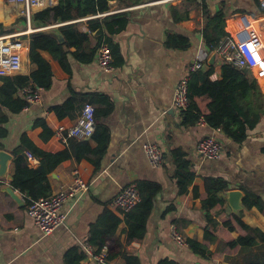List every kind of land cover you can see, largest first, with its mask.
Listing matches in <instances>:
<instances>
[{
	"label": "crops",
	"instance_id": "crops-1",
	"mask_svg": "<svg viewBox=\"0 0 264 264\" xmlns=\"http://www.w3.org/2000/svg\"><path fill=\"white\" fill-rule=\"evenodd\" d=\"M44 4L28 22L22 6L0 0V25L18 32L24 41L21 70L5 77L30 75L37 70L38 66L30 60V38H24L32 34L30 31L59 34L63 39L59 42L64 44L66 39L61 27L74 25L78 32L87 35L83 51L87 55L94 52V60L82 63L70 56L72 72L68 74L58 61L44 53L48 60L52 59L51 85L42 88V102L30 106L29 110L23 108L19 114L4 111L9 120L5 125L9 135L2 142L1 151L12 154L24 133L47 152L64 150L69 142H63L57 132L61 129L66 133L73 127L86 104L94 106L95 130L108 134L109 142L103 156L91 153L80 162L76 158L65 161L49 175L50 195L71 184L76 170L90 188L63 207L62 212L67 216L65 223L48 236L42 234L29 215L24 195L12 186L16 169L12 154L6 175L0 178V264H66L68 253L73 250L84 254L81 264H98L87 254V245L93 246L97 254H105L110 264H127L124 254L136 256L140 264L164 261H170L169 264H264V213L257 206L247 208L245 204L246 198L264 203V9L260 0H142L137 5L110 0L104 13L49 23L37 21L34 16L58 6L59 0H47ZM221 11L225 13V30L230 38L246 47L256 62L246 71L250 80L257 81L261 92L258 101L251 103L250 115L255 127L242 144L235 143L221 129L209 127L203 118L189 123L184 112L174 107L175 90L196 59L202 58L206 63L199 73L211 70V81L222 79L226 62L218 51L219 46L209 50L205 38L212 15ZM22 18L26 21H20ZM8 19L12 21L7 23ZM230 20L247 23L237 28ZM256 21L260 23L259 30L252 28L251 23ZM106 42L115 60V68L109 72L100 68L97 61L100 45ZM71 51L75 52L76 48ZM25 89L15 98L25 100ZM68 104L72 109L67 117L59 118L55 109ZM39 119L54 126L55 135L48 142L40 137L42 129L34 128ZM207 137H214L223 145L224 153L219 160L198 154V143ZM88 142L92 149L98 148L94 135ZM147 144L158 145L164 151L160 168L150 165L144 151ZM179 154L196 174L184 195H180L176 177ZM28 161L34 169L41 164L35 157ZM206 179H220L228 185L227 191L218 194L224 204L209 211L203 204L207 198ZM133 183L161 186L143 240L128 238L126 214L111 207L122 190ZM10 188L24 204L11 196ZM231 192H240L238 210L229 201ZM107 212L120 222L116 225L114 219L104 218L99 224L106 242L98 252L102 245L100 241L91 243V227ZM235 215L250 230L234 223L231 236L250 238L255 241L253 245L236 249L223 245L225 241L221 237L227 230L223 224ZM174 228L186 241L191 239L206 245V255L194 252L188 243L184 246L177 243L172 238ZM206 232L211 233V242L205 240ZM107 255L114 257L108 260Z\"/></svg>",
	"mask_w": 264,
	"mask_h": 264
},
{
	"label": "trees",
	"instance_id": "trees-1",
	"mask_svg": "<svg viewBox=\"0 0 264 264\" xmlns=\"http://www.w3.org/2000/svg\"><path fill=\"white\" fill-rule=\"evenodd\" d=\"M110 0H59L58 6L38 12L34 18L37 21L49 23L52 21H70L78 17H84L90 14L104 13L108 10ZM128 5H137L142 0H121ZM261 6V4H260ZM225 13L223 11L212 15L207 29L205 30V38L209 50H215L220 42L231 36L226 32ZM262 19V17H260ZM20 21H26L22 18ZM66 39L64 44L47 32H35L24 38H30V60L38 66L37 70L30 75H18L13 77H3V85L0 87V151L3 150V141L8 137L9 131L6 123L9 121L8 116L4 114L5 110L13 114H19L27 105V102L15 96L26 87L48 88L53 79L52 59L48 60L44 53H47L54 60L58 61L61 68L68 74H71L70 56H73L79 62L88 63L94 60V52L87 55L83 51V43L87 40L86 34H81L76 30L74 25H65L60 29ZM230 30L234 29L230 26ZM13 30H9L0 25V36L13 34ZM103 44L109 43H102ZM75 47L76 51L71 49ZM111 48V46H110ZM113 53V52H112ZM115 66V60H114ZM223 76L220 81H211L209 79L211 70L205 74L197 73L193 75L189 84L190 105L187 110L183 111L186 120L189 123H196L203 118L209 127L221 129L237 144H242L248 138V134L255 127V121L251 119V103L258 101L261 95L257 81L250 80L246 70L239 69L233 64L224 63ZM32 84V85H29ZM72 109L71 105L56 108L55 111L59 118H66L68 112ZM62 116V117H61ZM34 128H41L40 135L43 142H48L55 135L54 126L48 124L44 119L35 122ZM93 138V137H92ZM94 139L99 143L97 149H92L88 140L78 141L70 139L69 145L62 151L57 153L47 152L38 147L29 136L24 133L20 140V145L13 150L15 163V174L13 176L12 186L20 191L29 207L33 201L47 197L51 194V186L49 183V175L53 173L58 166L65 161L76 158L77 161L88 159L91 153L103 156L109 142L108 134H99L95 130ZM30 152L40 160L41 164L38 168H30L28 158L25 153ZM177 171L176 177L180 189V195H184L188 191V187L193 184L196 174L191 170V165L182 155L176 156ZM207 198L203 200L204 209L207 211L215 206H222L224 200L218 196L219 193L228 190L226 182L220 179H206ZM141 194L142 201L135 209L126 214L125 221L127 223V235L131 240H143L147 231V223L154 208L156 196L161 192V186L155 183L136 184ZM247 208L257 206L264 213V203L251 202L249 198L245 199ZM104 218L114 219L116 225L120 220L107 212L104 217L96 225L91 227V243L97 244L101 242L98 252L102 251L106 242V235L99 231V224ZM234 223L242 229L250 230L245 225L240 216H233L224 222L222 240L223 245L232 249L237 247H247L255 243L250 238L239 237L234 239L231 233L235 231ZM214 229L217 224L212 223ZM211 233L206 232L205 240L211 242ZM209 236L211 238H209ZM213 239V238H212ZM216 236L214 240H216ZM187 243L194 252L206 255L207 246L200 244L194 240L188 239ZM114 256L107 255L108 260H112ZM127 264H140L136 256L124 254ZM84 254H79L77 250L68 253L66 264H81L84 260ZM170 261H164L162 264H169Z\"/></svg>",
	"mask_w": 264,
	"mask_h": 264
},
{
	"label": "built area",
	"instance_id": "built-area-1",
	"mask_svg": "<svg viewBox=\"0 0 264 264\" xmlns=\"http://www.w3.org/2000/svg\"><path fill=\"white\" fill-rule=\"evenodd\" d=\"M9 4L22 6L23 14L30 22L36 7L40 8L47 0H6ZM52 3V1H51ZM264 9V0H260ZM37 8V9H38ZM24 41L20 34H10L0 36V77H5L18 73L22 68V54ZM220 55L226 63H230L242 70H249L255 66L256 62L247 52L246 47L239 44L235 39H225L218 48ZM97 61L105 71L114 70V56L108 44H103L98 51ZM206 63L202 58L196 59L187 69L186 75L178 84L174 94V107L179 111H185L190 105L189 84L193 75L201 72ZM42 88L26 87L25 101L30 106L42 102ZM95 108L92 104H86L76 124L64 133L61 129L57 135L66 144L70 139L88 140L95 133ZM145 155L153 168H160L165 159V153L158 145L147 144L144 147ZM197 152L202 157L209 160H219L223 153V145L214 137H207L197 145ZM28 159L33 160L32 153L26 152ZM90 184L84 180L79 171L74 172V179L71 184L65 185L52 195L33 201L28 207V213L34 220L35 225L43 235L48 236L60 228L66 221V214L62 212L63 207L70 201H75L89 191ZM142 201L141 194L135 183L126 186L122 192L112 201L111 207L122 214L130 213ZM172 238L180 245L187 244L186 239L179 234L177 228L172 231ZM87 254L92 256L98 264H110L105 254H97L94 247L87 245Z\"/></svg>",
	"mask_w": 264,
	"mask_h": 264
},
{
	"label": "water",
	"instance_id": "water-1",
	"mask_svg": "<svg viewBox=\"0 0 264 264\" xmlns=\"http://www.w3.org/2000/svg\"><path fill=\"white\" fill-rule=\"evenodd\" d=\"M51 34L55 36L59 41L63 42L61 35L52 32ZM12 158L13 156L11 153L7 151H0V178L6 175L8 163L12 161ZM9 192L11 196H13V198H15L18 202H21V204H24L23 201L15 195L14 190L12 188L9 189ZM239 198L240 192L229 193V201L232 204L234 210L240 209Z\"/></svg>",
	"mask_w": 264,
	"mask_h": 264
},
{
	"label": "bare ground",
	"instance_id": "bare-ground-1",
	"mask_svg": "<svg viewBox=\"0 0 264 264\" xmlns=\"http://www.w3.org/2000/svg\"><path fill=\"white\" fill-rule=\"evenodd\" d=\"M45 4L42 5V7L44 6ZM38 7H36L34 10H37ZM12 21V19H8L7 20V23H10ZM230 22L237 28H239L240 26H244L247 21H244L243 23H240L238 20L234 21V20H230ZM252 24V28L255 29V30H259V26H260V23L259 22H255V23H251ZM250 27V26H249ZM247 46V45H246ZM263 59H264V56H263ZM24 72V71H23Z\"/></svg>",
	"mask_w": 264,
	"mask_h": 264
},
{
	"label": "rangeland",
	"instance_id": "rangeland-1",
	"mask_svg": "<svg viewBox=\"0 0 264 264\" xmlns=\"http://www.w3.org/2000/svg\"><path fill=\"white\" fill-rule=\"evenodd\" d=\"M32 28V30L34 29L33 27H31ZM30 33H33L32 31H30ZM14 34H19L18 32H16V33H14ZM10 35V34H9Z\"/></svg>",
	"mask_w": 264,
	"mask_h": 264
}]
</instances>
